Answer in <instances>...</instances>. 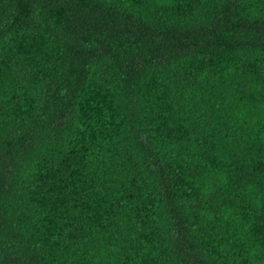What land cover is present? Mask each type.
<instances>
[{"label": "trees", "instance_id": "1", "mask_svg": "<svg viewBox=\"0 0 264 264\" xmlns=\"http://www.w3.org/2000/svg\"><path fill=\"white\" fill-rule=\"evenodd\" d=\"M0 264H264V0H0Z\"/></svg>", "mask_w": 264, "mask_h": 264}]
</instances>
